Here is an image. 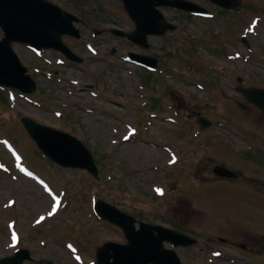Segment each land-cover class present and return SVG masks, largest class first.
<instances>
[{
	"label": "rangeland",
	"instance_id": "1",
	"mask_svg": "<svg viewBox=\"0 0 264 264\" xmlns=\"http://www.w3.org/2000/svg\"><path fill=\"white\" fill-rule=\"evenodd\" d=\"M50 1L90 23H76L80 41L63 39L91 60L61 63L52 49L36 55L28 45L12 43L37 88L26 96L0 87V258L27 247L34 258L27 264H95L102 242H124L117 226L95 214L93 200L100 198L137 220L208 239L212 248L200 241L176 249L184 264H264V193L246 184L206 182L201 170L208 155L247 167L237 181L248 182L252 174L251 181L264 182V121L235 89L238 75L243 86L264 87V0H238L240 11L230 13L208 0H191L209 17L163 7L178 28L148 36L144 53L157 56L164 82L152 73L149 79L144 74L143 84L130 65L121 68L123 55L137 46L92 28H130L119 0ZM86 40L98 45L96 55ZM100 54L114 63H94ZM97 76L109 83H97ZM22 115L78 137L94 157L98 178L47 158L20 123ZM196 115L213 122L201 130ZM197 170L204 182L195 179ZM244 231L253 236L232 235Z\"/></svg>",
	"mask_w": 264,
	"mask_h": 264
},
{
	"label": "water",
	"instance_id": "2",
	"mask_svg": "<svg viewBox=\"0 0 264 264\" xmlns=\"http://www.w3.org/2000/svg\"><path fill=\"white\" fill-rule=\"evenodd\" d=\"M125 7L134 16L137 29L128 37L142 38L146 32L155 31L154 27H146L144 21L149 16H157L152 10L155 5H170L189 10H201L186 0H123ZM221 5L236 4L235 0H213ZM148 10V11H147ZM144 12V17L141 16ZM160 15V13H159ZM76 17L63 11L46 0H0V25L5 36L0 40V83L32 91L34 82L25 75V68L10 46L11 41L28 42L36 46L52 47L64 51L68 57L76 58L61 41L64 33L79 37V31L72 24ZM172 27L171 25H168ZM164 27V24L161 28ZM162 32L163 30L160 29ZM244 96L259 107L264 114V88H239ZM36 144L52 159L67 166L87 168L97 175V167L91 153L75 137L69 133L39 125L27 117H22ZM96 210L103 217L114 221L124 229L127 244L106 242L97 250V264H180L173 250L162 248L163 240L174 245L191 243V239L179 235L161 226H151L139 222L135 229V219L131 215L120 212L114 206L99 200ZM157 231V234L153 232ZM28 257L25 249L16 252L15 256L0 259V264L20 263ZM110 258L112 260L110 261Z\"/></svg>",
	"mask_w": 264,
	"mask_h": 264
},
{
	"label": "flooded vegetation",
	"instance_id": "3",
	"mask_svg": "<svg viewBox=\"0 0 264 264\" xmlns=\"http://www.w3.org/2000/svg\"><path fill=\"white\" fill-rule=\"evenodd\" d=\"M129 23H130V25H134V22L131 20V19H129ZM82 24L83 25H85V26H88V25H90V23L89 22H87V21H82ZM92 28H97V29H105V27L104 26H95V27H92ZM115 50H116V48H113V49H111V52H115ZM130 50H127V52H129ZM131 52V51H130ZM141 54V55H144V48H140V51H137V54ZM135 59V58H134ZM88 60V58L85 60V61H87ZM137 60V59H136ZM84 61V62H85ZM95 62H101V63H103V62H106L104 59H102V58H99V59H97V60H95ZM111 63H114V62H112V61H110L109 63H108V65L109 64H111ZM157 64H159V60L157 59ZM116 66V65H115ZM106 68L108 67V66H105ZM109 69H110V71H111V68H113V67H108ZM138 68H141V73L143 74V76H141L143 79H144V65H142V66H138ZM115 69V68H114ZM114 69H113V71L112 72H114ZM210 170H211V175H212V167L210 168ZM236 173V175L235 176H233V177H230V178H226V177H224V176H220V175H216V174H214L213 173V176H211L208 180L210 181V182H217V181H222V182H226V183H232V181H230V180H235V179H237L238 177H239V173H237V172H235ZM247 185H250V186H252L253 188H255V189H259V190H264V188L263 187H261L260 185H258V184H250V183H247ZM254 225H257L256 223H254ZM250 232H253V231H244V232H241V233H239V234H236V235H245V236H248V237H250L252 234H250Z\"/></svg>",
	"mask_w": 264,
	"mask_h": 264
},
{
	"label": "snow or ice",
	"instance_id": "4",
	"mask_svg": "<svg viewBox=\"0 0 264 264\" xmlns=\"http://www.w3.org/2000/svg\"><path fill=\"white\" fill-rule=\"evenodd\" d=\"M157 191H159V190H157ZM69 247H71V246H69Z\"/></svg>",
	"mask_w": 264,
	"mask_h": 264
}]
</instances>
